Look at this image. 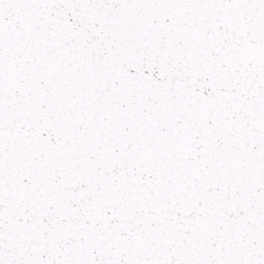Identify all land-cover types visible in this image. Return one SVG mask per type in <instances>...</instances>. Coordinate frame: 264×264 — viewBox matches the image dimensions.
<instances>
[{
  "label": "snow or ice",
  "instance_id": "obj_1",
  "mask_svg": "<svg viewBox=\"0 0 264 264\" xmlns=\"http://www.w3.org/2000/svg\"><path fill=\"white\" fill-rule=\"evenodd\" d=\"M0 264H264V0H0Z\"/></svg>",
  "mask_w": 264,
  "mask_h": 264
}]
</instances>
